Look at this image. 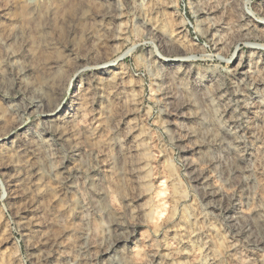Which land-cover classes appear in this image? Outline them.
Listing matches in <instances>:
<instances>
[{"label":"rangeland","instance_id":"obj_1","mask_svg":"<svg viewBox=\"0 0 264 264\" xmlns=\"http://www.w3.org/2000/svg\"><path fill=\"white\" fill-rule=\"evenodd\" d=\"M29 1L0 0V264H264V0Z\"/></svg>","mask_w":264,"mask_h":264},{"label":"bare ground","instance_id":"obj_2","mask_svg":"<svg viewBox=\"0 0 264 264\" xmlns=\"http://www.w3.org/2000/svg\"><path fill=\"white\" fill-rule=\"evenodd\" d=\"M29 1V0H28ZM29 2H31V0L29 1ZM32 3H33V1H32ZM35 7V6H34ZM33 7V8H34ZM34 9H36V8H34ZM34 14V13H33ZM242 30H243V33H245L246 35H248V34H250V28L248 27V26H245V24H243L242 25V28H241ZM29 69V68H28ZM59 105H56V107H54L53 109H51V110H48L47 111V113H46V116L47 117H49L51 120L53 119V118H55V116H56V113L59 111ZM58 135V134H57Z\"/></svg>","mask_w":264,"mask_h":264}]
</instances>
